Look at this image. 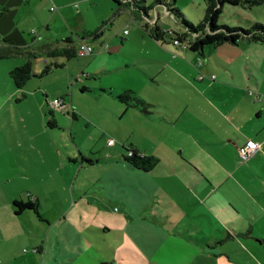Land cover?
<instances>
[{
	"label": "crops",
	"instance_id": "1",
	"mask_svg": "<svg viewBox=\"0 0 264 264\" xmlns=\"http://www.w3.org/2000/svg\"><path fill=\"white\" fill-rule=\"evenodd\" d=\"M124 1L0 0V53L13 48L40 54L55 48L92 47L74 82L81 93L94 91L99 110L90 119L82 116L93 124L101 146L95 137L90 143L89 137L75 141L70 133L67 137L74 143L70 149L49 136L53 144L49 157L40 148L37 161L12 156L16 174L32 175L36 185L48 190L62 187L71 192L72 202H97L92 205L98 216L94 228L113 252L112 248L125 250L126 264H192L195 253L229 259L232 251L253 258L254 246L242 239L254 238L255 230L264 231V71L259 66L264 63V44L239 41L207 47L200 55L155 40L138 19L136 27L116 29L112 36L124 12L133 19ZM13 54L6 58L24 63L23 54ZM21 64L16 60L10 68ZM93 64V71H85ZM101 75L109 78L98 80ZM82 76L99 83L90 87ZM127 89L149 104L147 112L118 101L115 94ZM117 116L119 122L113 125ZM56 123L57 127L47 128L66 130ZM104 135L107 139L102 141ZM249 139L259 148L242 161L239 150ZM61 145L66 152H60ZM122 146L151 155L158 164L148 172L132 169L121 160L127 155ZM83 158L92 162L84 164ZM95 165L100 166L88 168ZM44 196V202L54 205L69 202L68 193L61 200ZM38 200L34 213L40 218ZM107 213L113 215L109 221ZM66 220L61 227L59 221H45L47 229L34 247L42 264H70L62 261L64 256L74 259L71 264L114 261ZM114 230L117 243L109 242ZM198 230L204 235L191 234ZM222 231L227 236L219 239ZM258 234L255 247H264V235ZM232 242L238 248L214 251L215 244Z\"/></svg>",
	"mask_w": 264,
	"mask_h": 264
},
{
	"label": "rangeland",
	"instance_id": "2",
	"mask_svg": "<svg viewBox=\"0 0 264 264\" xmlns=\"http://www.w3.org/2000/svg\"><path fill=\"white\" fill-rule=\"evenodd\" d=\"M154 1L146 0L148 5ZM175 5L193 23H198L204 18V0H175ZM157 8L160 22L163 23L164 28L180 33L185 31L184 27L171 14L165 13L161 6ZM127 19L130 21H127ZM254 22L264 24V3L250 7L226 3L222 6L217 18V23L220 25L236 26L243 29L249 28ZM136 25H139L138 21L131 20L130 15L124 12L123 16L115 22L112 36H115L114 31L116 29H130L131 27H136ZM114 38L119 41L118 37ZM85 58V56H78L65 61L64 58L58 57L54 61L64 62L62 67L51 70L41 78L32 76L21 89L14 87L8 76V71L14 67L11 66L10 68L12 62L19 60V64H21L23 60L0 59V263L7 261L10 264H42L40 255L33 252L36 244L41 243V240L37 241L38 237L41 236L39 234L45 228V221L48 222V220L50 223L59 221L56 224L57 227H61L62 221L66 220L65 217L63 218L64 214L67 216L66 221L76 229H79V232L86 236L87 239L96 243L100 250L108 252V259H114L109 264L127 263L128 256L124 255L125 250L112 248L113 252L108 241L100 239L99 233L94 228L96 227L95 223L98 221V216L93 212L92 205L97 202H72L71 192H65L62 187L58 186L48 190L43 186L36 185L32 175L26 176L25 174L22 176L16 174L17 172L14 170L16 165L14 166L12 161V156L18 157L20 155H23L29 162L32 160L37 161V150L39 148L46 157H49L50 152L53 151L51 148L53 146L52 140L49 136H54L58 142L64 141V147L70 149L74 148V143L67 137L70 133L75 141V137H77V141L82 140L83 137H89L88 142L90 143L91 137H95L96 145L99 144V138L101 137L96 134L93 124L86 122V118L90 119L91 116L99 111L94 101L96 94L94 91L81 93L79 83L74 82V78L77 77ZM111 58H114V56H111ZM44 59L38 58L34 61L33 70L35 73L41 71L43 66L41 60ZM259 66L264 71V63L261 62ZM94 67L95 64L89 66L88 70L85 71L90 73L89 70L93 71ZM85 76H82L81 80L86 81ZM214 77V75L209 76L210 79H214ZM99 78L98 80H107L109 76L101 75ZM98 80L95 82L96 84L99 83ZM88 83L93 88L96 85L90 80L86 81L87 85ZM54 99L60 100V107L53 104ZM51 108L58 124L66 128L65 131L56 132L47 128V113ZM73 111L77 114L75 118L72 117ZM119 119V116H117L116 120L111 121V123L117 125ZM111 132H115L114 127ZM27 139L29 143H25ZM106 139L107 137L104 135L102 141ZM18 141L19 143H17ZM30 142H33L31 143L33 148L29 146ZM99 146L101 145L99 144ZM116 147H120V145L117 144ZM60 152H66L63 145H61ZM84 164H87V160H84ZM99 166L95 165L88 168H98ZM44 193H48L51 198L59 200L64 197V194L68 193L69 202H57V205L52 202H46V200L44 202ZM30 197L39 199L38 202L41 201L39 211L42 214V217H40L42 220L37 217L34 211H25L20 214L14 213L13 204L11 206L14 198L27 201ZM5 202H10L9 207L5 206ZM73 204L76 205L72 207ZM114 204L115 210H117L118 205L116 202ZM106 215L107 221L113 217L109 213ZM117 231L114 230L110 234L111 240L109 242L117 243L114 239V236L118 233ZM100 234L102 235V232ZM191 234L204 235L201 230L197 232L191 231ZM255 234L262 237L261 234L264 235V231L255 230L254 238L242 239L245 244L254 246L256 253L253 258L249 257L246 259L239 251H232L228 254L230 255L229 259L223 255L215 257L213 255L208 256L205 253H195L191 258L192 264H264V247H255ZM226 236V231L218 234L219 239H224ZM89 245L91 248L89 249L93 253H97L94 245ZM237 245L235 242L233 244H215L214 251L236 249L238 248ZM130 257L132 262H135L134 257ZM73 260L69 256L62 258L63 262L70 264Z\"/></svg>",
	"mask_w": 264,
	"mask_h": 264
},
{
	"label": "trees",
	"instance_id": "3",
	"mask_svg": "<svg viewBox=\"0 0 264 264\" xmlns=\"http://www.w3.org/2000/svg\"><path fill=\"white\" fill-rule=\"evenodd\" d=\"M205 1V14L204 18L198 23L189 21L181 12L179 7L175 5V0H155L149 4L146 0H126L123 3L130 7L132 18L135 21L138 19L143 24L146 33L157 41H170L177 42V45L184 46L186 49L203 55L207 47H219L224 44L236 45L239 41L254 44H264V24L254 22L249 28L243 29L236 26L220 25L217 23V18L221 12L224 4L254 6L264 3V0H204ZM158 6L169 13L172 17L184 27L183 33L176 32L164 28L163 23L160 22ZM139 22V23H140ZM96 35V34H95ZM94 35V36H95ZM90 46V45H89ZM78 50L73 47L55 48L47 50L43 53L36 54L35 52L22 51L19 48H13L8 53H0V58H6L13 53H21L25 56L23 64L13 67L8 71V76L13 85L17 89L24 87L26 82L32 77H43L51 70L62 67L64 62H57L54 59L62 57L65 61L78 57ZM38 58H45L41 60L43 63L42 69L39 73L33 70L34 61ZM34 59V60H33ZM108 92L111 93L109 90ZM118 101L124 103L129 107H138L141 111L147 112L149 104L134 96L133 91L124 90L121 93L115 94ZM72 115L75 114L72 112ZM47 126L50 128L57 127L54 117V112L49 109L47 113ZM127 152V155H122L121 160L123 163L132 169L148 172L152 170L157 164L158 159L151 155H146L138 150L122 146ZM91 163V159L83 158ZM35 199L29 198V201L22 202L13 200L14 213L20 214L24 210L36 211ZM264 241V240H263ZM37 251H39L37 249Z\"/></svg>",
	"mask_w": 264,
	"mask_h": 264
},
{
	"label": "built area",
	"instance_id": "4",
	"mask_svg": "<svg viewBox=\"0 0 264 264\" xmlns=\"http://www.w3.org/2000/svg\"><path fill=\"white\" fill-rule=\"evenodd\" d=\"M53 9V8H52ZM127 31H125L126 33ZM174 45H177V42L174 41L173 42ZM184 47V46H183ZM92 47L89 45H83L78 49V55L79 56H85L88 55L90 53H92ZM213 78V76H212ZM63 101V100H62ZM53 104L55 106H61L60 100L59 99H54ZM113 142V140H109V144H111ZM259 148V144L257 142H255L252 139H249L245 142V144L240 148L239 150V157L242 161L247 160L250 156H252V154ZM33 252H37V249L34 248Z\"/></svg>",
	"mask_w": 264,
	"mask_h": 264
}]
</instances>
